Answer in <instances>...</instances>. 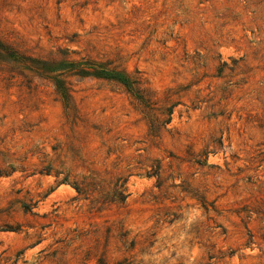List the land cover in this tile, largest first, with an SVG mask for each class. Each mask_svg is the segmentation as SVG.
<instances>
[{"label": "rangeland", "instance_id": "374dc122", "mask_svg": "<svg viewBox=\"0 0 264 264\" xmlns=\"http://www.w3.org/2000/svg\"><path fill=\"white\" fill-rule=\"evenodd\" d=\"M0 264H264V0H0Z\"/></svg>", "mask_w": 264, "mask_h": 264}, {"label": "trees", "instance_id": "16d2710c", "mask_svg": "<svg viewBox=\"0 0 264 264\" xmlns=\"http://www.w3.org/2000/svg\"><path fill=\"white\" fill-rule=\"evenodd\" d=\"M81 72L88 73L89 71L82 69ZM91 73L104 78L116 79L123 83L124 86L131 92L135 90V84H137L136 80H132L128 77H125L121 75V73H119L118 71L105 67V65H96V68H94ZM57 88L62 96L66 97V95H68L67 88L64 86V84L58 83Z\"/></svg>", "mask_w": 264, "mask_h": 264}]
</instances>
